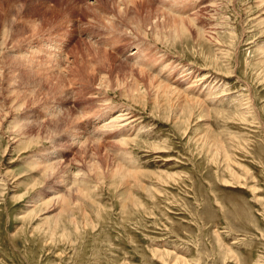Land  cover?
<instances>
[{"label": "rangeland", "instance_id": "obj_1", "mask_svg": "<svg viewBox=\"0 0 264 264\" xmlns=\"http://www.w3.org/2000/svg\"><path fill=\"white\" fill-rule=\"evenodd\" d=\"M123 1L0 0V264H264V0Z\"/></svg>", "mask_w": 264, "mask_h": 264}, {"label": "bare ground", "instance_id": "obj_2", "mask_svg": "<svg viewBox=\"0 0 264 264\" xmlns=\"http://www.w3.org/2000/svg\"><path fill=\"white\" fill-rule=\"evenodd\" d=\"M124 1H126V0H124ZM123 1V2H124ZM131 1V0H130ZM128 2H129V0H128ZM132 3V2H131ZM120 116V115H119ZM125 116V115H124ZM117 117V116H116ZM122 117H123V115H121L120 117H117L116 119H113L114 120V122H121V121H124L123 119H122ZM115 118V117H114ZM126 120V119H125ZM112 124V123H111ZM107 127V126H106Z\"/></svg>", "mask_w": 264, "mask_h": 264}]
</instances>
